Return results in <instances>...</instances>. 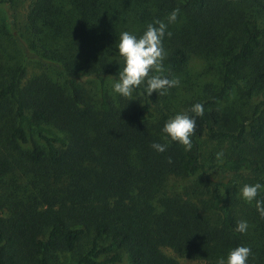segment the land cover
<instances>
[{"label": "trees", "instance_id": "16d2710c", "mask_svg": "<svg viewBox=\"0 0 264 264\" xmlns=\"http://www.w3.org/2000/svg\"><path fill=\"white\" fill-rule=\"evenodd\" d=\"M155 20L168 25L162 77L178 79L193 55L221 56L218 88L184 111L196 121L190 151L162 132L172 88L149 97L141 85L131 101L108 89L123 66L120 34L139 37ZM9 24L15 61L0 49V264H53L60 253L75 264H180L164 247L217 264L238 246L251 249L247 264H264V188L244 202L237 179L253 185L264 165V0H33L23 25ZM30 60L56 78H28ZM231 91L250 101L248 115L225 104ZM197 103L201 116L191 112ZM172 177L184 179L180 190Z\"/></svg>", "mask_w": 264, "mask_h": 264}, {"label": "clouds", "instance_id": "9594fccd", "mask_svg": "<svg viewBox=\"0 0 264 264\" xmlns=\"http://www.w3.org/2000/svg\"><path fill=\"white\" fill-rule=\"evenodd\" d=\"M179 11L177 8L169 14L167 17L168 24L176 21ZM167 26L164 21L155 20L147 25L146 30L139 37L127 31L120 34L118 52L123 60V66L118 71V79L113 84L115 93L129 98L131 101L133 91L141 85H146V92L149 97L153 92H157L160 96L166 95L168 89L178 86V79H168L160 75L164 72L163 61L167 55L163 47V38ZM167 35L170 37L172 34L168 32ZM203 111V105L200 103L191 108V112L196 116L203 115ZM195 128V119L186 113H180L165 122L162 132L166 134L165 139L177 142L184 147L185 151H190L193 147L191 137L194 135ZM151 147L163 153L167 145L154 142ZM216 159L222 162L223 153L218 152ZM169 162L171 161L169 160ZM262 188L264 185L260 183L246 184L241 189V196L244 200L252 202ZM256 209L261 219H264V200H256ZM247 229L246 221L237 222L235 229L237 232L245 233ZM250 254L251 249L249 247L238 246L228 253L226 260L221 258L217 264H247Z\"/></svg>", "mask_w": 264, "mask_h": 264}, {"label": "rangeland", "instance_id": "374dc122", "mask_svg": "<svg viewBox=\"0 0 264 264\" xmlns=\"http://www.w3.org/2000/svg\"><path fill=\"white\" fill-rule=\"evenodd\" d=\"M33 0H12L3 1L0 3V49H2V55L7 61L14 62L15 58L12 59L15 54V47L9 41L8 31H11L10 20L16 17L17 22L20 26L23 25L25 18L28 14V7ZM1 51V50H0ZM221 56L211 55L210 57H202L193 55L190 59L188 66L184 72L178 77L179 84L176 87H172L170 98L167 102L172 103L171 113L172 117L176 114L184 113V111L190 107V103H195L198 99L205 95H209L212 90L218 88L220 84V68H221ZM27 72L26 76L31 78L34 75L46 74L50 77L56 78V75L46 68L41 67L36 61L30 60L26 64ZM26 77V78H27ZM117 79L108 80V89L110 93L116 99L118 94L113 90V84ZM87 86L91 88L95 93L97 92V84L94 81H87ZM239 94L236 91H231L225 104L229 108L240 111L243 115H248L250 112V101L247 103L244 99L239 98ZM213 142L205 143L204 154L207 156L214 147ZM249 175V174H247ZM254 184L260 183L264 185V165L262 169L254 174ZM240 184L239 196L244 202L241 196V189L245 183L242 178H237ZM173 189L180 190L182 185L185 183L184 179L178 177H172L170 180ZM163 251L173 258H175L180 264H204L200 260H189L187 258L179 256L172 249L164 247ZM75 264V255H66V253H60V258L53 264Z\"/></svg>", "mask_w": 264, "mask_h": 264}]
</instances>
